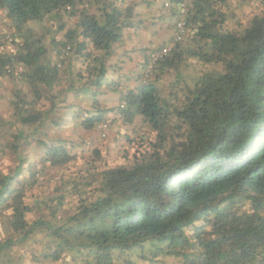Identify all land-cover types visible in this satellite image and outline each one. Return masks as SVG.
Listing matches in <instances>:
<instances>
[{
    "label": "trees",
    "instance_id": "obj_1",
    "mask_svg": "<svg viewBox=\"0 0 264 264\" xmlns=\"http://www.w3.org/2000/svg\"><path fill=\"white\" fill-rule=\"evenodd\" d=\"M0 78V264H264V0H0Z\"/></svg>",
    "mask_w": 264,
    "mask_h": 264
},
{
    "label": "crops",
    "instance_id": "obj_2",
    "mask_svg": "<svg viewBox=\"0 0 264 264\" xmlns=\"http://www.w3.org/2000/svg\"><path fill=\"white\" fill-rule=\"evenodd\" d=\"M138 32V30L133 31V33L132 31L128 32V37L123 45L115 48V54L111 59L110 65L115 68L114 71H117L116 76L134 79L139 74L138 65L141 64L144 53L142 48L151 42L142 43L144 42L143 37ZM154 37H157V35L155 34ZM158 42V44H162L161 41ZM132 82L133 80H131ZM5 89H9L8 80L0 78V131L2 130L1 123L7 122L5 118H8L11 110Z\"/></svg>",
    "mask_w": 264,
    "mask_h": 264
},
{
    "label": "rangeland",
    "instance_id": "obj_3",
    "mask_svg": "<svg viewBox=\"0 0 264 264\" xmlns=\"http://www.w3.org/2000/svg\"><path fill=\"white\" fill-rule=\"evenodd\" d=\"M169 26H170V22H168V21L167 22H163L161 24L162 28L160 29V34L158 33V30H156L157 34L154 31H152L151 28H153V27H148V28L143 27V28H141L138 33L143 37L144 42H142V43L145 44V43H148V42H151V41L152 42H158V41H161V39H162V41H166V39L169 37V34L171 32ZM155 34L157 35V37H154ZM78 133L82 136V138H88V137L91 136V139L93 140V142H95V144H97L96 141L98 139L96 140L95 135L93 134V132H91L90 135L87 134V133L81 132V131H79Z\"/></svg>",
    "mask_w": 264,
    "mask_h": 264
},
{
    "label": "built area",
    "instance_id": "obj_4",
    "mask_svg": "<svg viewBox=\"0 0 264 264\" xmlns=\"http://www.w3.org/2000/svg\"><path fill=\"white\" fill-rule=\"evenodd\" d=\"M183 27V23L181 24H178V28L181 30ZM182 31V30H181ZM181 31L179 32L181 34ZM180 40V37L179 35H176L174 40H173V43L174 42H177ZM171 48L170 45L166 46L165 48H163L161 51H158V52H155V53H152L150 54V58H149V62H148V67H147V72L150 71L153 67V64L158 60L160 59L163 55H165L167 53V51ZM103 129H105V126L103 127Z\"/></svg>",
    "mask_w": 264,
    "mask_h": 264
}]
</instances>
